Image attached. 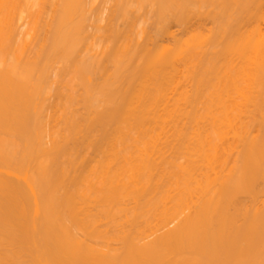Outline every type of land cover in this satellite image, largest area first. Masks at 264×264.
<instances>
[{"label": "bare ground", "instance_id": "obj_1", "mask_svg": "<svg viewBox=\"0 0 264 264\" xmlns=\"http://www.w3.org/2000/svg\"><path fill=\"white\" fill-rule=\"evenodd\" d=\"M0 264H264V0H0Z\"/></svg>", "mask_w": 264, "mask_h": 264}]
</instances>
